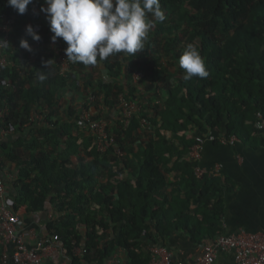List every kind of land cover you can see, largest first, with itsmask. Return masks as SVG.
<instances>
[{"label": "trees", "instance_id": "16d2710c", "mask_svg": "<svg viewBox=\"0 0 264 264\" xmlns=\"http://www.w3.org/2000/svg\"><path fill=\"white\" fill-rule=\"evenodd\" d=\"M160 3L166 20L154 22L144 50L102 61L113 80L83 76L103 111H119L122 94L141 105L129 120L118 112L120 118L109 128L116 145L102 154L90 130L86 134L80 127L75 98L63 100L80 88V76L73 68L61 75L54 63L49 47L54 34L41 10L45 0H31L24 14L0 0V21L2 15L14 21L13 41L5 46L10 58L0 70V104L6 101L10 110L0 127L21 130L33 109L46 115L29 137L9 147L1 162L17 161L14 184L29 211L54 203L64 213L48 228L60 236L71 264H106L121 248L128 264H151L150 247L165 245L180 228L194 243L214 240L224 233L222 201H215L224 186L217 177L196 175L197 162L187 157L190 148L210 131L264 144V130L255 128L258 113L264 115V0ZM28 25L39 33V41L27 33ZM21 39L36 46L25 50ZM60 40V52H65L67 44ZM189 44L205 61L206 79L185 81L183 69L176 76L161 60L167 55L179 64ZM137 70L147 74L146 94L143 79L133 80ZM101 117L99 110L93 119ZM20 149L30 150L31 156L22 158ZM79 245L87 250L81 257L74 254Z\"/></svg>", "mask_w": 264, "mask_h": 264}, {"label": "crops", "instance_id": "0c3cea01", "mask_svg": "<svg viewBox=\"0 0 264 264\" xmlns=\"http://www.w3.org/2000/svg\"><path fill=\"white\" fill-rule=\"evenodd\" d=\"M67 95L70 97L69 93ZM65 100L70 102V98ZM104 111L112 122L122 115L121 109L111 114ZM118 112L121 114L120 116H118ZM32 128L33 125L28 124L24 125L21 130H6L0 127V177L6 181L9 205L21 217L23 227L36 230L35 238L29 241L30 245L52 238L54 234L49 231L48 227L64 214L59 212L54 203H48L45 209L39 212L29 211L27 205L19 201V190L14 184L18 179L17 161L5 158L6 162H1L6 152L10 151L9 147L14 148L21 138L29 137ZM211 132L216 136L225 137L220 132ZM4 145L6 146L4 147ZM21 148L25 147L21 146ZM20 153L22 158H28L32 154L28 149H20ZM199 164L202 168L215 173L212 176L219 178L224 186L215 199V201H222L223 215L219 225L224 233L221 235L235 234L241 231L263 232L264 144L252 141L244 142L240 139L235 144L225 145L208 140L204 144ZM60 191L61 188L57 189V192ZM208 242L210 241H205V243ZM205 243H194L183 228L174 231L165 240V245L173 251L175 259L188 263L195 262L199 258L202 253V245ZM1 253L2 246L0 245V256ZM44 261L48 264L72 263L71 258L64 250L62 240L55 249L53 248L45 254ZM128 262L127 252L121 250L117 251L106 264H128ZM214 264H237V262L233 252L221 251Z\"/></svg>", "mask_w": 264, "mask_h": 264}, {"label": "built area", "instance_id": "2783aa9c", "mask_svg": "<svg viewBox=\"0 0 264 264\" xmlns=\"http://www.w3.org/2000/svg\"><path fill=\"white\" fill-rule=\"evenodd\" d=\"M13 28V19L2 15L0 21V34L2 36L0 40V70L7 65L10 58L9 54L5 52V46L13 41ZM52 36L49 39V47L51 51L55 52L54 63L59 68L60 74L67 76L72 69L73 62L67 59L65 52H60L63 46L60 38L53 42ZM29 43L31 48L36 46L32 42ZM145 76L146 72L144 70L133 72V80L135 82H140ZM4 83L7 88L12 86L9 80L4 81ZM120 106L123 120H129L141 109V105L138 102L129 99L124 94L120 96ZM78 109L80 123L90 130L98 150L102 154L107 153L111 147L116 145L115 136L109 130L113 122L106 118L93 119V116L84 106H79ZM9 110V104L1 100L0 119H4L9 114ZM45 118V114L33 109L28 125L34 126L42 123ZM255 128L258 131L264 130L263 113H258ZM208 140L232 145L240 139L236 135L219 137L211 131L198 136L196 143L190 148L187 157L197 162L195 172L199 177L215 174L202 168L199 164L202 159L204 144ZM7 190L6 181L0 177V245L2 246L0 264H48L44 261L45 254L53 248L55 249L61 243L60 236L54 234L52 238L37 241L34 245H30L29 241L35 238L36 230L34 228L27 229L23 227L21 217L9 205ZM121 250L126 251L122 248L118 251ZM150 250L152 254L151 264H214L221 251L233 252L237 264H264V231L255 233L241 231L235 234L220 235L213 241L203 244L201 255L192 263L175 259L173 251L166 245H153L150 247ZM86 252L87 250L84 245H79L74 250V254L80 257Z\"/></svg>", "mask_w": 264, "mask_h": 264}, {"label": "clouds", "instance_id": "9594fccd", "mask_svg": "<svg viewBox=\"0 0 264 264\" xmlns=\"http://www.w3.org/2000/svg\"><path fill=\"white\" fill-rule=\"evenodd\" d=\"M8 3L24 14L31 0H8ZM45 4L41 10L46 13L54 34L53 42L62 38L67 44V59L85 66L94 67L98 58L104 61L118 53L135 56L144 50L154 22L166 20L160 0H45ZM27 33L35 41L41 39L31 25L27 26ZM20 47L31 51L27 39H21ZM178 62L185 81L210 75L203 57L192 44L185 48ZM39 79L43 81L45 76Z\"/></svg>", "mask_w": 264, "mask_h": 264}, {"label": "rangeland", "instance_id": "374dc122", "mask_svg": "<svg viewBox=\"0 0 264 264\" xmlns=\"http://www.w3.org/2000/svg\"><path fill=\"white\" fill-rule=\"evenodd\" d=\"M45 20L46 19L43 18V22ZM154 27H155V25L152 27V30H154ZM149 41L150 40L148 39L145 42V45H147L149 43ZM8 49H11L10 45L8 46ZM161 60L164 63V65L169 69L170 73H174L176 76H182L183 75V73H181L180 66L175 61V59L169 58V57H167V55H165V56H163L161 58ZM72 68H73V71L72 72L74 74L76 73V74H78L80 76V79H79L80 80V88L78 90H75V88H74L73 93H69L70 94V97L65 94V96H64L65 98H63V100L66 99V98H70V99L75 98V101L74 102H75V106L77 108H79V106H84L86 108V110L90 112V114L92 116L97 115L98 112H99V110H100L101 111V114H102V117L101 118H106V119H109L110 120V118H107L108 116L106 115L105 111H103V107H100V106L99 107H96L95 106L96 100H95L94 96H92L90 94L89 90L86 89V86L83 83V76L86 75V74H89V73H91L95 77V80L98 79V78H100V77L104 78L105 81H111V80H113L111 78V76L107 73V71H106V69H105V67L103 65V62L102 61H99V58H98V63L94 67L88 66L86 69L83 70V69L79 68L77 65L73 64V67ZM146 76H147V74H146ZM143 81L145 82V84L142 85L141 91L145 92L144 94H146V89L144 87L147 84H149V82H146V78L145 79L143 78ZM120 83L121 84H125V82H123V81H120ZM72 96H74V97H72ZM111 126H114V124H111ZM80 127H81L82 131H84L86 134L89 133L88 132V128H86L81 123H80Z\"/></svg>", "mask_w": 264, "mask_h": 264}]
</instances>
